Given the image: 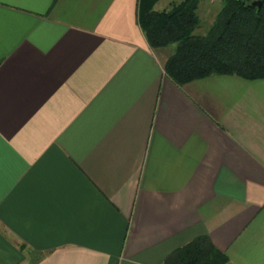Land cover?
Returning <instances> with one entry per match:
<instances>
[{"label": "crops", "instance_id": "crops-1", "mask_svg": "<svg viewBox=\"0 0 264 264\" xmlns=\"http://www.w3.org/2000/svg\"><path fill=\"white\" fill-rule=\"evenodd\" d=\"M139 5L0 0V264H264V79L179 85Z\"/></svg>", "mask_w": 264, "mask_h": 264}, {"label": "trees", "instance_id": "trees-1", "mask_svg": "<svg viewBox=\"0 0 264 264\" xmlns=\"http://www.w3.org/2000/svg\"><path fill=\"white\" fill-rule=\"evenodd\" d=\"M159 0H140L139 20L154 49L176 44L165 71L179 85L211 75L264 79V0H224L205 34L200 0H181L156 10ZM261 1V6L253 3ZM229 257L207 235L176 249L166 264H227Z\"/></svg>", "mask_w": 264, "mask_h": 264}, {"label": "rangeland", "instance_id": "rangeland-1", "mask_svg": "<svg viewBox=\"0 0 264 264\" xmlns=\"http://www.w3.org/2000/svg\"><path fill=\"white\" fill-rule=\"evenodd\" d=\"M181 0H161L156 8L168 9L173 4L180 2ZM224 5V0H200L199 14L201 17L200 26L196 29L197 34H205L212 22L215 19L216 14ZM176 44H171L166 48V52L172 54L175 50ZM162 53V52H160Z\"/></svg>", "mask_w": 264, "mask_h": 264}, {"label": "water", "instance_id": "water-1", "mask_svg": "<svg viewBox=\"0 0 264 264\" xmlns=\"http://www.w3.org/2000/svg\"><path fill=\"white\" fill-rule=\"evenodd\" d=\"M253 4L256 6H261V1H255Z\"/></svg>", "mask_w": 264, "mask_h": 264}]
</instances>
